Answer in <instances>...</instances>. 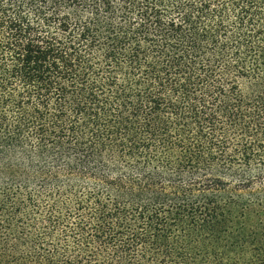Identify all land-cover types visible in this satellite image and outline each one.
<instances>
[{
	"label": "trees",
	"instance_id": "obj_1",
	"mask_svg": "<svg viewBox=\"0 0 264 264\" xmlns=\"http://www.w3.org/2000/svg\"><path fill=\"white\" fill-rule=\"evenodd\" d=\"M0 264H264V0H0Z\"/></svg>",
	"mask_w": 264,
	"mask_h": 264
}]
</instances>
